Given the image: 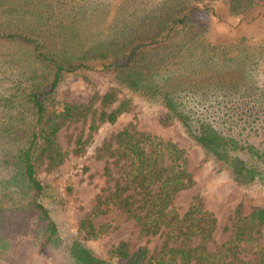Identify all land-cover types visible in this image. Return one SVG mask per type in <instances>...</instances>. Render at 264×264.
<instances>
[{
  "label": "rangeland",
  "instance_id": "374dc122",
  "mask_svg": "<svg viewBox=\"0 0 264 264\" xmlns=\"http://www.w3.org/2000/svg\"><path fill=\"white\" fill-rule=\"evenodd\" d=\"M153 1L151 7L165 0ZM144 2L89 0L82 14L74 16L73 12L66 11V16L61 20L62 38L66 39L60 45L64 56L84 54L94 43L110 47V50L107 49L110 54L117 44L128 45L131 40L157 31L144 19L147 4ZM176 5L169 1V5L159 9L173 7L177 10ZM55 47L56 43H53L51 48L55 50ZM0 52L10 53V60L18 69L14 71L7 65L0 66V128H3L9 122L21 123L24 120L26 105L13 96L16 89L19 88L20 93L30 84L22 74L36 67L37 81L48 90L53 72L46 70L43 73L44 69L31 59L26 47L19 43L0 41ZM211 52H217L220 57H210ZM252 61L256 62L255 69L252 68ZM95 65L65 73L56 88V102L69 101L94 110L100 108L99 97L114 90L119 98H132L131 108L116 122L102 123L91 138L89 124L92 112L87 120L83 117L68 122L59 131L58 142L68 152L64 163L50 168L48 160H44L38 169L39 177L50 185L42 201L50 209L57 228L52 239H49L46 223L31 208L29 197L23 195L26 183L16 177L14 169L5 163V157L0 153V264H74L70 254L75 240L106 257L113 247L122 242L131 251L141 246L154 250L163 244L164 238L159 235L142 236L139 227L119 208L92 220L97 229H103L96 237L87 239V226L82 225L97 206L99 197L104 199L118 188L123 196L130 194L140 199L138 189L134 186L127 189L125 185L123 162L110 164L112 176L107 177L104 173L106 157L99 156L103 145L125 128L159 137L184 150L193 183L179 192L173 203L183 214L193 199L198 197L204 209L215 216V243L212 241L209 244L210 250H215L217 245L230 238L237 209H241L243 215H249L264 206L263 178L257 177L250 182L235 179L229 168L223 167L200 147L163 101L134 95L130 84L126 86L123 83L130 76L140 78L152 69L153 72L156 68L164 72L168 66L178 72L173 75L175 80L169 84L174 91L187 85L203 91L237 86L264 90V2L246 12H233L226 0L205 1L195 12L194 25L177 31L163 44L142 50L133 69L121 74ZM249 74H253V80ZM59 109L60 106H56V110ZM21 143L16 138L3 139L0 150L3 152L4 146L19 148ZM80 146L84 150L75 153V148ZM256 253L255 249L246 247L239 256L248 264H255ZM112 260L113 264H123L122 260Z\"/></svg>",
  "mask_w": 264,
  "mask_h": 264
},
{
  "label": "trees",
  "instance_id": "16d2710c",
  "mask_svg": "<svg viewBox=\"0 0 264 264\" xmlns=\"http://www.w3.org/2000/svg\"><path fill=\"white\" fill-rule=\"evenodd\" d=\"M145 1L144 19L157 31L131 40L128 45L117 44L110 54L107 51L110 47L94 43L84 54L64 56L60 45L66 39L62 38L61 20L68 10L74 16L82 14L89 0H0V41L25 46L31 59L44 69L43 73L46 70L53 72L48 90L37 81L36 67L22 74L30 84L20 93L19 88L16 89L13 96L26 105L23 110L25 121H12L0 128V142L13 138L22 142L19 148L4 146L0 153L5 157V163L12 166L16 177L26 183L23 195L29 197L31 208L46 223L49 239L56 235L57 228L50 209L42 201L50 185L39 177L38 169L44 160H48L50 168L64 163L68 152L58 142L59 131L68 122L83 117L87 120L92 112L89 124L91 138L102 123H114L130 110L132 102L131 97L119 98L116 91L109 90L99 97L100 108L94 110L69 101L57 103L56 88L64 74L94 67L95 64L121 74L133 69L142 50L163 44L177 31L194 25L195 12L205 1L211 0H165L154 7H151L153 0ZM169 1L177 3L178 9H159L169 5ZM226 1L233 12H246L264 2ZM53 43H56L55 50L51 48ZM213 55L220 57L217 52L210 57ZM10 56V53L0 52V66L7 65L17 71ZM255 65L256 62L252 61L253 69ZM170 68L166 66L164 72L159 68L155 72L152 69L140 78L130 76L123 83L126 86L130 84L134 95L163 101L200 147L223 167L229 168L235 179L245 182L257 177L264 179V90L235 85L237 87L203 91L187 85L174 91L169 84L178 72ZM249 77L253 80V74ZM113 104L115 106L111 108ZM58 105L59 111L56 110ZM83 150L84 147L80 146L74 152ZM99 156L106 157L104 173L107 177L112 176L110 164L123 162L125 185L127 189L133 186L138 189L140 199L130 194L123 196L119 188L104 199L99 197L92 214L82 223L83 227L87 226V239L103 232L102 228L97 229L93 219L119 208L139 227L142 236L159 235L164 242L154 250L141 246L135 251L122 242L106 257L75 240L70 254L74 264H113V258L122 260L123 264H248L239 256L246 247L256 250L255 264H264V206L249 215H243L241 209H237L230 238L217 245L215 250H210L209 244L214 242L216 218L204 209L201 199L195 197L188 209L183 214L179 213L173 201L179 192L193 183V176L188 170L184 150L174 143L125 128L103 145Z\"/></svg>",
  "mask_w": 264,
  "mask_h": 264
}]
</instances>
